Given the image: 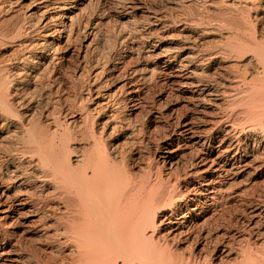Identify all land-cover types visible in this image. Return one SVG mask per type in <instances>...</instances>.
Masks as SVG:
<instances>
[{"label":"bare ground","instance_id":"6f19581e","mask_svg":"<svg viewBox=\"0 0 264 264\" xmlns=\"http://www.w3.org/2000/svg\"><path fill=\"white\" fill-rule=\"evenodd\" d=\"M36 1L27 6V0H0V23L6 27L0 34L12 49V74L0 77V259L11 264H264V0L226 4L228 18L219 24L234 30L238 42L231 51L254 53L260 71L252 85L241 71L227 83L206 75L203 65L219 52L190 42L187 51L156 55L159 48L151 46L147 57L164 69L162 81L184 103L178 114L165 113L162 106L151 110L169 131L157 132L158 138L148 135L157 149L140 178L117 162L128 156L114 154L104 134L119 132L121 103L137 107L142 87L125 80L123 97L113 98V111L100 122L87 105L102 93L105 73L121 70L94 69L92 47L107 6L99 8L98 20L84 21L76 10L86 0ZM115 1L116 17L138 32L141 23L135 19L146 7ZM81 33L87 44L66 66ZM135 33H128L125 48L111 56L119 65L131 57ZM138 67L131 73L146 78L147 68ZM67 80L76 104L66 107L61 101ZM43 84L60 105L49 127L41 125L27 99L30 89ZM246 84L251 87L241 119L234 106ZM212 96H221L224 105L207 109ZM76 106L80 115H74ZM79 120L83 128L76 127ZM138 133H144L143 126L124 136ZM84 134L92 144L81 153ZM186 151L191 159L180 174L178 159ZM239 178L245 186L235 188ZM237 203L241 207L235 210ZM17 233L25 243L13 242ZM181 246L192 249L186 254Z\"/></svg>","mask_w":264,"mask_h":264},{"label":"rangeland","instance_id":"374dc122","mask_svg":"<svg viewBox=\"0 0 264 264\" xmlns=\"http://www.w3.org/2000/svg\"><path fill=\"white\" fill-rule=\"evenodd\" d=\"M40 1L42 0L36 1L35 4H39ZM114 1L115 0H86L76 10L77 13L82 14V18L84 21H88L89 19L94 20L100 17L98 16L101 15L99 14L101 11L98 13L99 8H104L105 6H107L105 7L107 9L105 10L106 12L102 11V15H104L105 19L103 20L102 26L100 27L102 28L101 34L99 38L95 40L92 47V57L94 64H96L94 69L96 72H98L101 70V67L109 66L110 69L114 66L121 67V70L118 72H115V70L117 69L115 68L114 70H110L105 73V75H108L106 77L108 81L103 83L101 91L102 93L100 95H94V99L91 102H88L87 105L89 106V109L97 116V121L100 122L113 111V98H117L120 95V97H123V84L125 80L128 79L130 80V82L139 84L142 87V99L141 103L137 106L138 108L136 106H132L133 103L128 104L127 102H123V104L121 103L122 107H120L118 111L117 109L115 110L124 115L123 117V115L121 114L124 120L123 122L121 121L119 125V132L116 131L110 133L111 130H109L104 134V141L105 143H109V146L111 147V150L114 154H116L117 156H128L125 161L122 160L121 157H118L117 162L122 165L125 164L128 169L131 170L132 174L135 177L140 178L149 171V164L151 163L153 155L155 154L157 149V146H155V141H152L150 139H148V141L146 139L149 138V136L151 138L152 136L158 138V133L162 135L166 132V130L169 131V128H167V126L163 122L164 118L161 119L162 122H160V120L154 119L152 117L151 110L154 107L162 106L161 109L165 113H171L173 111V114H178L180 113L182 103H184L182 95L174 93V90L171 88V86L168 84H164V82L162 81L161 76L165 73L164 69H162L161 66H159L158 68L155 67L152 63L156 60H153L154 58L152 59L150 57H147L152 45H157V47L159 48L157 54L155 53L156 55L162 52L173 53L175 51H179L180 49V51L186 50L185 47L190 46L191 43L196 44L202 51L207 50L211 52H219V56L213 62H207L203 65V71L206 75H210L209 77L215 78L221 83H227V79L229 77H233V74L235 72L241 71L243 73H246L248 82L252 85L255 77L258 76L257 72L260 71V68L253 52L247 50L231 51L233 50L235 42H238V40H235V38H233L232 34L234 30L232 31L231 29L219 25L221 23L220 21H224L228 18L229 15L227 14V12V18L224 17V15L226 16V11H224L226 7L225 5L228 3H235L236 5H239L240 0H224V2L223 0H122L127 5H129L130 2H135L142 5L143 7H146L145 13L140 12V15L136 16L139 17L135 20L139 21L138 23H141L139 24L141 26H139L140 30H138V32L136 31V33L132 29V26L127 24L126 21L119 20L118 17H116V14L113 12L116 8L112 5ZM219 1L225 4H222ZM29 2L30 0H27V6ZM242 4H245L243 0L241 1L240 5L242 6ZM33 11H35V9ZM109 11L111 12L109 13ZM261 14H264V12L261 11ZM145 16L147 19H145ZM142 17L144 19H142ZM203 19H205L206 22L202 23L201 20ZM0 22L3 23V18L1 17V15ZM2 23H0V27L4 25ZM4 26L3 28H6ZM0 29H2V27ZM132 32L135 33L134 36L137 43L135 45L136 47H134V50H132V53L130 54L131 57L128 59V61L126 60L127 62H123L121 63V65H119L117 63V60L113 59V57L111 56L115 51L125 48L124 42L128 40L130 36L129 34ZM241 33L245 36V38H250V32L248 30L243 29ZM126 35H128V37H126ZM87 37H89V41H91V39L93 38L91 34ZM1 38L2 36L0 34V77H10V74H12V49L11 46L6 43L7 40ZM84 41L85 38L81 33L80 39L75 41L76 43H72L71 52L73 53H71L66 66H71L72 63L77 60L78 50L80 47L81 50L83 49V44L85 43ZM161 59L164 58H160L158 59V61L160 62ZM177 63L179 62L177 61ZM134 66H139V70L142 67L140 70L141 72L143 69L147 68L145 71L147 74L145 76L146 78H144V76L141 77V73L140 75L134 76L131 73ZM106 78H103L101 81L98 80V83L105 81ZM41 81L44 82L46 80L42 79L40 80V82ZM65 86L67 90L63 95L61 103L67 107L70 104H76V101L72 96H70L72 95L71 81L67 80ZM249 87H251L249 84L241 86V89L239 91V100L235 104V106L233 105L237 113L242 112L241 119L242 116L245 115L244 110L247 109L245 105L246 100L249 96ZM29 91H27V93L29 92L30 94L28 93L29 96L28 94L27 96L30 98L27 97V99H30V103L32 102L33 104H31L33 105V107H35V116L39 118L41 125H43L44 127L51 126L53 124V120L56 118V114L60 106L56 101V94H53L51 96L48 95L47 85L45 84L39 87V89H37L36 91L33 89H30ZM219 97L220 98H215V96H212V100H210L212 104L209 102L208 105H205V107L209 110H212L214 109V104L215 106L224 105V101H221L222 97ZM105 102H108V107L103 109L102 111H98L101 107L104 106ZM80 114L81 109L80 107L76 106L74 115ZM67 118H69V116ZM78 124L76 125V127L83 128V122L81 120H79ZM138 126L144 127L145 134L138 133L136 135L138 138L136 136H130L129 138L125 139L124 133H129L132 129L136 127L139 128ZM82 132H85V130L82 129ZM142 135L144 136V139L142 138ZM80 138H83L79 139L80 142H78L81 144L80 152L82 153L85 151L83 147L88 148L92 144V140L89 139L87 134H84V136ZM140 138L143 139L145 143L143 142V144H140V142H137L140 140ZM179 158L180 159H178L177 164V166L179 165L178 171L180 174H184L186 169L185 167L187 166V164H189L187 162L190 161L189 159H191V156L186 151L185 153L182 152ZM180 170L182 173L180 172ZM168 171L169 170L167 169L166 172ZM174 172H177V170H174ZM239 179L234 181L235 188L237 186H245L246 180H242L241 178ZM238 181L242 185L238 183ZM235 206V210L241 207L238 203ZM235 210H233V212H235ZM16 230L19 233V231H21V228L17 227ZM18 233L16 234L17 236H15L13 242L21 241L25 243V238L22 236V234L19 235ZM191 249V246H181V250L186 254H188ZM0 264L11 263L5 259H0Z\"/></svg>","mask_w":264,"mask_h":264}]
</instances>
